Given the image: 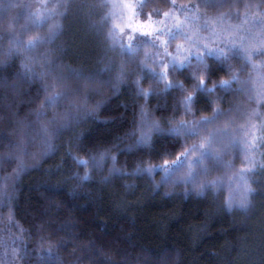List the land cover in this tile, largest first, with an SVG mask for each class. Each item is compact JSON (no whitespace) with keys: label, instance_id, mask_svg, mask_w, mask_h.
I'll list each match as a JSON object with an SVG mask.
<instances>
[{"label":"trees","instance_id":"obj_1","mask_svg":"<svg viewBox=\"0 0 264 264\" xmlns=\"http://www.w3.org/2000/svg\"><path fill=\"white\" fill-rule=\"evenodd\" d=\"M125 1L136 17L147 20L151 14L157 28L173 31L180 23L193 37L229 28H239L244 39L264 35V23H257L264 21V0H175L176 7L173 0ZM60 2L0 0V264H264V103L258 99L264 91V57L253 59L256 69L231 59L208 87L230 80L229 67L245 83L204 96L213 103H201L194 117L185 115L177 102L195 93L179 73L167 81L154 77L167 61L157 54L163 51L159 42L153 48V38L137 32L133 40L123 39L135 55L112 48L109 33L120 36L122 0H71L67 11L57 9ZM192 5H200L195 24L185 18L196 12L180 11ZM57 24L51 42L6 55L17 40L24 46L46 41ZM160 41H169L173 54L177 44L190 46L183 36L161 35ZM207 62L221 67L211 57ZM136 81L152 95L141 97ZM166 83H184L188 92H165ZM52 90L67 98L44 109ZM217 109L223 115L197 137L153 135L152 147H136L141 131L154 122L166 133L181 122L212 119ZM41 111L45 115L38 118ZM54 114L80 120L45 146L42 128ZM213 135L220 160L205 161L208 175L199 182L219 180L218 187L200 191L179 183L186 168L168 182L163 172L136 174L138 166L162 164L158 154L168 153L170 162ZM101 155L100 166L87 169L90 178L80 179L85 169L73 157L99 160ZM245 186L252 189L251 206L230 209L229 201L244 194Z\"/></svg>","mask_w":264,"mask_h":264},{"label":"snow or ice","instance_id":"obj_2","mask_svg":"<svg viewBox=\"0 0 264 264\" xmlns=\"http://www.w3.org/2000/svg\"><path fill=\"white\" fill-rule=\"evenodd\" d=\"M71 0H61L57 5V9L63 8L65 11L70 7ZM15 6V5H13ZM103 7H108L107 4L102 5ZM147 2L141 4L139 7L142 9L147 7ZM207 6V5H205ZM112 7H115L113 5ZM172 7H176L175 0H173ZM200 5H192L191 7L183 6L180 8V11H189L196 12V15L189 18L186 17V21L190 24H195L199 19L198 8ZM57 15H64V13L56 11ZM156 15H160L157 11ZM164 17L171 18V14L168 12L163 13ZM163 23V22H160ZM264 23V21L257 22ZM60 25H54L51 30V35L48 39L45 40H36L29 41L27 46L22 45L20 41H15L16 48H10L6 55L10 58L18 48L23 47L25 52H31L39 44L51 42L59 33ZM132 35H128L129 41L134 39V34L139 32V34L145 38L152 37L153 43L152 47L157 48V42L163 46L162 52H157V54L163 55L167 58V61H161L160 66L164 71L159 73H154V77L160 80L167 81L168 76L171 73H179L184 77L185 82L192 85L193 92L195 94H186L183 99L179 100L177 103L182 105L184 108L185 115H196V111L193 109L199 110L198 106L201 103L211 105L213 102L211 100H204V96H212L217 90L229 91L232 89L233 84H244V81L239 79V75L232 73L231 68H228V72L232 75L230 80L221 79L219 83L213 84L212 87H208V84L211 82V78L216 75L217 71H224L223 66L227 65L228 62L234 57L242 59L246 65H252L253 69H256V65L252 64L254 58L264 57V35H262L260 40H257L255 37L244 39L239 36V28H229L225 29L220 33L213 32L211 36L208 37H193L189 33L184 32L183 25L178 23L175 26V30L157 28L156 24L152 21L151 14L147 17V22L141 23L136 27L129 25ZM144 29H151L150 31H145ZM202 30H207L206 28ZM119 32L122 34L119 37L117 36L116 31L109 33V39L112 41V48L115 49L119 47L121 49V54L126 55H135L136 52L133 49L131 43L125 44L123 41V35L127 34L124 31V28H119ZM161 35H167L171 40L177 38V36H183V38L189 42V47L185 48L183 45L177 44L175 54L168 51L169 41H160ZM239 39V44L237 45L235 41ZM215 45V46H210ZM182 57V58H181ZM213 58L221 66L219 68L213 67L209 64L208 58ZM195 60L196 64L193 65L192 61ZM121 73L123 74V69L121 68ZM79 79H85L91 81L95 79V76L85 77L83 73H73ZM138 94L141 97L148 98L152 93L144 91L140 86L141 82L136 81ZM179 89L181 93H187L188 89L185 88L184 83H166L165 92L170 89ZM48 91V89H45ZM238 91H244L243 88L238 89ZM67 98V93H59L55 90H52V94L49 95L42 106L44 109H54L60 102ZM220 97H217V100H220ZM258 99L264 103V91H261L258 94ZM143 114V113H142ZM45 115L44 111L38 113V118ZM223 115L218 109L214 112L212 119H202L196 121L195 119L192 122L184 123L181 122L175 127L169 126L166 133L161 129L159 123H152L147 130H142L140 138L136 141V147L138 148H150L154 145L155 141L153 140V135H163L168 138H180L184 137L185 139L197 137L200 135L201 129L205 128L207 125L214 123L219 117ZM79 115L65 114L61 118L60 114H54L53 118L48 121L49 127L42 128L43 140L45 146H50L52 138L55 137L59 132L63 131L64 128L68 127L72 121H79ZM171 124V122H169ZM224 135H227L225 133ZM215 141V136L213 135L210 139L204 140L199 145H193L191 148L187 149L184 152H181L175 157L174 160L169 162L165 156L169 155L168 153L158 154L163 160V163L157 166H148L143 167L138 166L136 174H153L157 171L164 173V182H168L171 178L181 169H187L186 174L180 179L179 183L185 185H193L194 188H198L200 191L208 190L211 188L218 187L220 181H212L210 183H200L199 177L201 175H208V168L204 167L205 161L216 159L220 160V156L216 155L213 149V144ZM131 150V149H129ZM198 153V155H197ZM105 159L104 155H101L99 160L93 157L91 160L82 159L79 157H73L74 162L78 167H83L85 169L84 175L80 177L83 181H87L90 178V173L87 169L91 167H99L101 162ZM112 160L115 161V157H112ZM22 166V164H21ZM115 171V170H114ZM252 194L251 187L245 186L244 194L239 196L236 200L229 201V208H240L243 210L248 209L251 206L249 196ZM15 252H13V257H15ZM46 256L49 260L54 259L51 252L46 253ZM23 259L24 257H20Z\"/></svg>","mask_w":264,"mask_h":264},{"label":"rangeland","instance_id":"obj_3","mask_svg":"<svg viewBox=\"0 0 264 264\" xmlns=\"http://www.w3.org/2000/svg\"><path fill=\"white\" fill-rule=\"evenodd\" d=\"M121 1V0H119ZM122 5L123 6V10H121L119 13V19L117 21V26L119 28H124L125 35H123V39L125 40L127 38V35H129V25H131L132 27H136L137 25L147 22L146 19L143 18H138L135 16L134 12L132 11V7L130 5V3H127V1L122 0ZM131 7V8H129ZM146 20V21H145ZM145 31H150L151 29H144ZM120 35H122L120 33Z\"/></svg>","mask_w":264,"mask_h":264}]
</instances>
